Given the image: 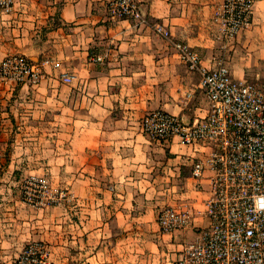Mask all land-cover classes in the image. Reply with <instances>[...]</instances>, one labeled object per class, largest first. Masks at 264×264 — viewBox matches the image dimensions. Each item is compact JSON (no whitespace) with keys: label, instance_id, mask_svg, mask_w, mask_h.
<instances>
[{"label":"crops","instance_id":"1","mask_svg":"<svg viewBox=\"0 0 264 264\" xmlns=\"http://www.w3.org/2000/svg\"><path fill=\"white\" fill-rule=\"evenodd\" d=\"M108 1L0 8V64L11 53L52 61L37 84L0 80V264H14L30 241L48 246L52 264H175L209 224V172L192 173L205 148L152 140L142 119L163 109L192 122L209 111L199 72L173 42L198 50L205 66L227 64L236 79L264 77V0L233 40L212 20L221 0H137L142 19L114 21ZM65 73L75 78L65 82ZM29 175L47 176L67 196L29 205L21 192ZM166 206L189 211V225L163 232Z\"/></svg>","mask_w":264,"mask_h":264},{"label":"built area","instance_id":"2","mask_svg":"<svg viewBox=\"0 0 264 264\" xmlns=\"http://www.w3.org/2000/svg\"><path fill=\"white\" fill-rule=\"evenodd\" d=\"M256 0H221L212 20L225 40H233L252 22ZM14 0H0V8L10 10ZM111 20L142 19L137 0H109ZM166 37L170 32L157 25ZM173 45L189 69L200 74V88L209 100V111L192 122L163 109L142 119V129L150 139L164 141L179 137L184 145L205 148L194 158L192 173L210 184L204 214L209 220L196 238L184 245L175 264H264V83L236 79L230 67L219 62L203 65L198 50L185 42ZM104 55L95 56L103 61ZM48 58L33 62L22 53L5 56L0 64V80L13 86L37 84ZM75 78L63 74L65 82ZM42 182V181H41ZM45 182L42 186L46 188ZM61 196L64 190H55ZM191 221L187 210L166 206L158 214L165 233L186 228ZM50 251L42 241H30L14 264H52Z\"/></svg>","mask_w":264,"mask_h":264},{"label":"rangeland","instance_id":"3","mask_svg":"<svg viewBox=\"0 0 264 264\" xmlns=\"http://www.w3.org/2000/svg\"><path fill=\"white\" fill-rule=\"evenodd\" d=\"M262 76L263 75H261V77H259L258 79H254L253 81L264 83V77ZM248 81H251V79ZM41 181L45 182L44 184H46V188L42 186ZM57 189L58 191L63 190L53 187L50 180H48V177L43 175L26 176L23 179L21 185V192L24 201L31 206H36L40 208H46L48 206H51L67 196V191H65V195L61 196V198L57 200L60 195V193L55 192V190ZM195 238H193L190 242H192Z\"/></svg>","mask_w":264,"mask_h":264}]
</instances>
